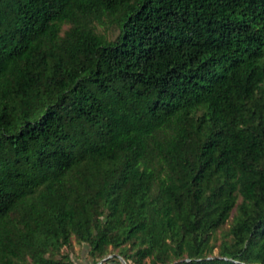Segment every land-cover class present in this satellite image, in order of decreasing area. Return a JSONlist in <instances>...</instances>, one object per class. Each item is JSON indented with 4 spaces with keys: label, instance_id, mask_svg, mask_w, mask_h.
Listing matches in <instances>:
<instances>
[{
    "label": "trees",
    "instance_id": "16d2710c",
    "mask_svg": "<svg viewBox=\"0 0 264 264\" xmlns=\"http://www.w3.org/2000/svg\"><path fill=\"white\" fill-rule=\"evenodd\" d=\"M72 237L264 264V0H0V264Z\"/></svg>",
    "mask_w": 264,
    "mask_h": 264
},
{
    "label": "rangeland",
    "instance_id": "374dc122",
    "mask_svg": "<svg viewBox=\"0 0 264 264\" xmlns=\"http://www.w3.org/2000/svg\"><path fill=\"white\" fill-rule=\"evenodd\" d=\"M98 27L106 30L109 35H113L116 31V28L111 25L104 27L103 24H99ZM66 248L71 256L70 264H92V259L88 256L84 243L78 242L72 237L71 244L63 247V249Z\"/></svg>",
    "mask_w": 264,
    "mask_h": 264
},
{
    "label": "water",
    "instance_id": "95a60500",
    "mask_svg": "<svg viewBox=\"0 0 264 264\" xmlns=\"http://www.w3.org/2000/svg\"><path fill=\"white\" fill-rule=\"evenodd\" d=\"M110 254H111V253H108L107 255H110ZM107 255L102 256L99 260L105 258ZM119 257H120V259L122 260V262H123L124 264H127V261L124 259V257H123L122 255L119 254Z\"/></svg>",
    "mask_w": 264,
    "mask_h": 264
}]
</instances>
